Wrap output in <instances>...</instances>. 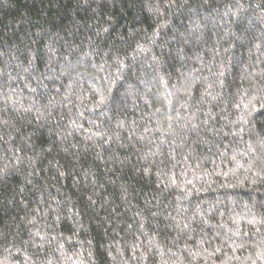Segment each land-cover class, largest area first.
<instances>
[{
    "label": "trees",
    "instance_id": "obj_1",
    "mask_svg": "<svg viewBox=\"0 0 264 264\" xmlns=\"http://www.w3.org/2000/svg\"><path fill=\"white\" fill-rule=\"evenodd\" d=\"M0 264H264V0H0Z\"/></svg>",
    "mask_w": 264,
    "mask_h": 264
}]
</instances>
